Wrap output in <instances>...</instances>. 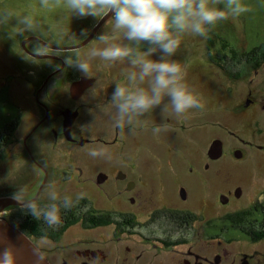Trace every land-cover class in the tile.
I'll return each instance as SVG.
<instances>
[{
  "label": "flooded vegetation",
  "instance_id": "obj_1",
  "mask_svg": "<svg viewBox=\"0 0 264 264\" xmlns=\"http://www.w3.org/2000/svg\"><path fill=\"white\" fill-rule=\"evenodd\" d=\"M0 2L17 8L15 0ZM108 22L83 47L65 50L62 47L76 45L85 38L75 33L76 38L64 40L58 27L50 31L45 26L39 34H19L11 24L0 28V96L17 111L0 129V149L4 150L0 154V198L11 199L12 193L21 188L29 197L43 200L45 186L53 182L62 194L87 193L78 205L63 214L62 224L55 230L25 214L13 199L0 216L17 227L43 253L48 264H264V250L255 246L260 239L255 233L260 234L259 222L264 218V190L248 206L238 205L246 198V180L234 171L260 158L258 154L264 155V144L240 137L241 147H230V143L213 138L206 151L190 153L183 145L196 143L204 135L196 132L198 128L189 133L188 124L182 120L177 123L172 114L166 121L168 131L153 135L152 128L164 121L159 118L161 122L147 124L142 119V128L133 136L150 133L156 140L155 149L142 140L140 151H119L128 138H134L128 136L127 129L113 127L112 133L97 111L103 113L110 108L113 83L123 79L122 68L112 69L114 64L102 68V63L96 62L93 78H89L91 83L80 95L72 90L73 82L83 76L73 79L62 57L72 50L102 47L96 36ZM82 24L81 29H86L88 36L96 26ZM12 31H17L14 37L10 36ZM37 35L46 46H37ZM231 51V55L223 57L230 67L218 64L230 79H245L247 96L234 111L248 118V111L264 109L255 96L256 90L262 88H257L256 78L248 75L252 70L259 72L264 55H246L241 61L236 49ZM32 61L56 64L36 85L34 98L29 74L19 72ZM240 63L244 64L243 73L234 69ZM188 79L192 83L202 81L191 69L187 71V83ZM52 81L55 86L49 88ZM56 91H66L68 103L54 113L51 103ZM97 95L105 100L101 107ZM86 96L93 97V101L85 103ZM32 106L39 118L29 129L27 119ZM66 109L77 113L69 134L64 128ZM87 111L88 126L83 123ZM156 112L159 111L152 114ZM103 117L111 122L107 113ZM49 137L55 147L64 143L74 150L44 149ZM218 141L221 150H215ZM88 144L92 148H108L111 159L92 158L89 150H78ZM251 147L258 150H248Z\"/></svg>",
  "mask_w": 264,
  "mask_h": 264
},
{
  "label": "clouds",
  "instance_id": "obj_2",
  "mask_svg": "<svg viewBox=\"0 0 264 264\" xmlns=\"http://www.w3.org/2000/svg\"><path fill=\"white\" fill-rule=\"evenodd\" d=\"M38 7L47 11L62 8L80 19L112 18L110 30L96 36L103 47H91L86 54L69 51L62 62L84 78H93L96 60L128 65L123 79L113 83L109 105L112 126L127 129L132 135L142 128V118L155 110H159L164 121L152 128L153 135H159L169 130L166 121L170 114L180 118L190 110L204 108L202 97L187 83L188 66L176 59L184 38H207L219 22L234 20L251 10L243 0H39ZM10 24L19 34H39L45 26L54 30L47 15L36 10L20 13L0 2V28ZM17 31L10 32V36L14 37ZM64 34L76 38L75 33ZM121 36L123 42H116ZM80 37L87 38L86 29L81 30ZM37 46H46L38 35ZM88 155L111 159L104 146L89 149ZM86 196L85 192L62 194L53 182L45 186L43 200L29 197L21 188L12 193L11 199L25 214L55 230L62 224L63 214ZM0 264H21L19 249L0 241ZM35 264H47L39 249Z\"/></svg>",
  "mask_w": 264,
  "mask_h": 264
},
{
  "label": "rangeland",
  "instance_id": "obj_3",
  "mask_svg": "<svg viewBox=\"0 0 264 264\" xmlns=\"http://www.w3.org/2000/svg\"><path fill=\"white\" fill-rule=\"evenodd\" d=\"M14 3L17 6V8H14L20 13H24L25 8H27V11L36 10L44 15H47L49 21L54 26V29L56 27L59 28V30L57 31L60 32L64 40L70 38V35L64 34L65 31L72 33H80L81 31H78V29L82 28V23H86L87 26H92L93 24H96L97 21H99L91 17L84 19H80L75 16L72 17L70 13L66 12L62 8H56L51 11L40 9L38 7L39 0H15ZM243 3L250 7L251 10L249 12L241 15L240 17L234 20L229 19L226 21L219 22L209 33L207 38L186 36L184 38V44H182L181 49L177 53L176 59L180 60L181 63L186 64L188 66L187 71L191 69L192 73H197L200 76V79H202L201 84L197 83L196 81H194L193 83L190 81V83V79H188V84L195 90L196 93H198L202 97L204 103L203 110H190L188 113L185 114L184 117L180 118L173 116V119H176L178 121L177 123H180L182 120L186 124H188L190 128L189 133H192L194 128H198L196 132H198L199 135H202V133L204 135L203 137L199 136L196 139V143H194V141L191 144L185 143L183 145V149L189 151L190 153L194 151H206L205 149L210 146V142L213 140V138H218L230 143V145H228L230 147L240 148V137L245 140L254 141L256 144H264V109L259 108L258 110L256 109L252 112L248 111L247 113H245L247 114L246 116L248 118L236 114L237 112L235 113L234 107H238L244 97L247 96L246 82L244 81L245 79H230V76H228V72L220 68L218 64L220 63L222 65L230 67V65H228V62L224 60L223 57L226 55H231V50L234 51V49H236V55L241 57V61L244 60V58L242 57H245L246 55H264V0H243ZM10 6H12V4ZM52 12L55 14H52ZM110 19L111 17L107 20V22ZM111 23L112 20L107 23L106 27H104L101 32L109 31ZM48 30L50 29L48 28ZM225 41L228 42L226 48L223 47V42ZM116 42H123L122 36ZM101 45L102 47L104 46L103 44ZM63 49L65 50V48ZM80 51L82 54H86L88 48H84ZM96 62H98V64L102 63L103 65H99L100 67L102 66V68H106L107 66L112 65L108 62L103 63L102 61L96 60L93 61V66L98 65ZM115 65L116 64H114V66ZM242 65L244 64L240 63V65L234 69L239 70L243 73ZM114 66L112 65V69L115 70L122 68V70L124 71L128 68V65L126 63H118L116 67ZM53 68H56V64H47L44 61H32L27 63L24 68L20 69V73L25 71L26 74H29L30 76L29 85L31 87V93L33 98L36 85L40 84L44 80L45 73L47 71L49 72ZM30 69L32 72L28 71ZM258 69L259 72L257 74H255L253 70L250 71V68L246 69V73L250 71L248 75H251L256 78V87L262 88V91L256 90L255 96L257 99H259L258 101L261 100L264 104V64H262V66ZM69 70L72 73L71 75L73 79L74 77L76 78L77 76L81 75V73L74 68L67 67V71ZM188 77H191V73H188ZM54 86L55 81H52L49 88H52ZM230 88H233L231 92ZM28 90L29 88L27 87L25 93ZM15 91L19 92L18 88H16ZM97 96H99L98 101L101 104V107L102 103H105V100L104 98H100L101 95ZM53 99L54 102L52 101L51 106L54 108L53 112L56 113L59 108L62 107V105L68 103V94H66V91L62 93L56 91ZM92 99L93 97L88 98L86 96L83 101L85 103H89L93 101ZM35 108L36 107L32 106V110L27 119V125L29 129H31L30 127L33 126L35 118L36 120L37 118H39V112L37 111L36 116L34 111ZM42 110L43 109L41 108V111ZM15 112L17 111L14 109V107H11L10 105L4 103L3 98L0 96V129L3 127L4 123L9 118L15 115ZM110 112L111 108H106L103 113H99L97 111V115L100 117L102 123L107 128H110L111 132L113 133L112 122L106 121V119L103 117V115L106 113L110 116ZM156 114L154 115L151 113L149 115L155 116V119L154 117H149V119L148 117H143L142 119L144 120V123H147L148 121L151 122V124L155 123L156 121L159 122L161 119L160 114L159 112H156ZM85 115L87 117L83 121V123L88 126V124L90 123L88 111L85 113ZM169 117H172V114H170ZM251 117L255 119H249ZM198 121H200L201 123ZM90 125L92 126V124ZM0 132L2 134V130H0ZM189 133L186 135L188 138ZM128 136L134 139L128 138L126 145L124 147H121L119 151H140L142 147H138V145L142 140L147 141L150 144L151 149H155L156 140L151 137L150 133H145L143 135H139L138 137H133L134 135L132 134H129ZM238 137L239 139L237 141ZM52 140L49 137L47 142L44 144V149L74 150L73 148L68 149L64 143H59L55 147V145L51 143ZM217 143L219 144L220 142L218 141ZM215 145L217 144L215 143L214 147ZM175 146L177 147V144H175ZM91 148L92 144H88L78 150L88 151ZM216 150L221 149L218 148ZM248 150L256 151L258 149H253V147H251L248 148ZM157 151L158 149L154 153H156ZM2 152H4V150L0 149V154ZM6 153L7 151H5L4 154ZM257 156H260V158L253 160L249 165H244V167L234 169L236 176L240 175V177H243L246 180V198L240 201L238 205L241 204L244 206H248L250 204V201H252L253 197H255L260 191L262 192L264 190V155L258 154ZM5 185L6 184H3L2 186ZM224 210V212L227 211L226 208ZM252 218L253 217H251V219ZM259 224H262V226H264V222L262 221H260ZM255 231L257 232L258 230ZM255 236L257 239L260 238V241L258 240L255 246L261 250H264V234L260 235L258 233H255Z\"/></svg>",
  "mask_w": 264,
  "mask_h": 264
},
{
  "label": "water",
  "instance_id": "obj_4",
  "mask_svg": "<svg viewBox=\"0 0 264 264\" xmlns=\"http://www.w3.org/2000/svg\"><path fill=\"white\" fill-rule=\"evenodd\" d=\"M108 18L101 17L92 30V32L85 38L83 41L76 45L64 46L65 49H77L86 45L97 33L98 29L107 22ZM91 79L82 77L81 79L76 80L72 84V90L80 95L83 90L91 83ZM65 120L64 128L67 134L70 133L72 123L77 115L71 109H66L64 111ZM215 150L220 149V143H216ZM13 203L10 198L2 197L0 198V211H2L6 206ZM0 241H3L6 244H11L15 246L20 251V261L21 264H35L37 259V248L25 237V235L13 224L9 223L4 217L0 216ZM48 264V263H47Z\"/></svg>",
  "mask_w": 264,
  "mask_h": 264
},
{
  "label": "trees",
  "instance_id": "obj_5",
  "mask_svg": "<svg viewBox=\"0 0 264 264\" xmlns=\"http://www.w3.org/2000/svg\"><path fill=\"white\" fill-rule=\"evenodd\" d=\"M227 45H228V42H227V41L223 42V47H224V48H226ZM262 213H263V215H264V211H263ZM261 220H262V222H264V218H261ZM257 221H258V219H257ZM260 234H264V226H262V229H261Z\"/></svg>",
  "mask_w": 264,
  "mask_h": 264
}]
</instances>
